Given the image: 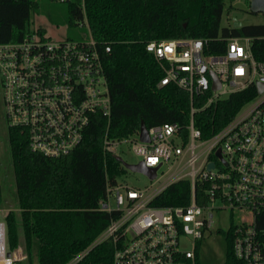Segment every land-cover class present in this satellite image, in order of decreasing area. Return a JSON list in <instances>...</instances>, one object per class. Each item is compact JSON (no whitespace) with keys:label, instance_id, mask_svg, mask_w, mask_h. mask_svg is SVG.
<instances>
[{"label":"built area","instance_id":"1","mask_svg":"<svg viewBox=\"0 0 264 264\" xmlns=\"http://www.w3.org/2000/svg\"><path fill=\"white\" fill-rule=\"evenodd\" d=\"M79 26L88 33L78 38L54 39L32 28L22 40L0 43L6 124L26 132L30 148L48 157L70 154L84 140L94 116L110 117L112 111L102 53L88 20ZM253 41L248 35L228 37L224 53L208 52L207 40L199 37L147 42L146 50L164 72L158 86L174 84L189 93L190 121L185 129L178 123L155 125L149 128L150 141H142L140 132L129 139L105 140L106 149L116 154L130 143L140 161L157 167L155 178L146 174L150 184L130 185L123 178L127 172L108 184L99 201L98 210L117 215L92 245L112 240L113 264H206L200 259L202 240L215 228V213L225 211L230 213L228 228L215 229L227 232L234 256L244 264H264V228L258 225L264 211V87H258L264 84V59L255 56ZM251 86L257 94L204 137L195 114ZM184 179L191 181L187 205L153 204ZM18 248L9 250L5 221L0 220V264L22 258Z\"/></svg>","mask_w":264,"mask_h":264},{"label":"trees","instance_id":"2","mask_svg":"<svg viewBox=\"0 0 264 264\" xmlns=\"http://www.w3.org/2000/svg\"><path fill=\"white\" fill-rule=\"evenodd\" d=\"M62 1L66 14L57 18L50 5L41 7L40 0H0V43L22 40L32 29L35 11L70 27L86 18L102 53L112 111L110 117L94 116L82 143L60 157L33 151L26 132L8 127L20 211L11 209L4 217L7 245L10 251L23 245L31 264L34 257L37 264H69L86 249L75 264H113L112 240L92 244L117 213L97 208L106 197L108 184L116 183L129 169L106 149L105 140L136 137L143 121L148 129L162 123H178L185 129L190 121L189 93L174 84L158 86L164 72L146 50L147 42L199 37L207 40L208 52L224 53L228 37L248 35L254 37L255 56L264 59V22L223 26L226 0ZM247 2L250 6V0ZM35 30L46 33L42 26ZM106 45L111 46L109 52ZM256 94L255 86L230 94L216 106L197 112L196 126L204 137L210 136ZM197 99L196 105L201 106ZM190 200L191 181L184 179L171 184L153 204L184 206ZM2 202L0 177V208ZM258 221L264 228V211ZM221 233L226 239L224 264H244L234 256L227 232Z\"/></svg>","mask_w":264,"mask_h":264},{"label":"rangeland","instance_id":"3","mask_svg":"<svg viewBox=\"0 0 264 264\" xmlns=\"http://www.w3.org/2000/svg\"><path fill=\"white\" fill-rule=\"evenodd\" d=\"M41 7L50 5L49 9L53 12L57 18H63L66 14V3L62 0H40ZM52 2V4H50ZM230 5L234 8L241 9L235 10L230 8ZM250 6L247 0H226V7L222 18V25H232V12L241 11L243 13V22L245 24H257L264 22V13L250 12ZM42 26L45 28L47 34L54 39L65 38H78L82 33H88V29L85 26H69L68 24H57L49 19L45 12H33L31 17L30 27L35 28ZM117 155L121 156L123 160L129 163H137L141 160L132 149L130 143H124L118 148ZM0 177L2 184L3 202L0 208V220H4L6 213L13 209L19 212L17 196H16V183L12 164V154L10 150L8 126L6 124L3 114L2 93H1V74H0ZM126 182L133 186H143L151 183L150 179L145 173L140 171L129 170L125 175ZM230 213L228 211L215 213V225L214 227H221L227 229L230 224ZM213 228L212 233L205 236L202 240L200 247V259L206 264H224L226 258V239L224 233L218 232ZM189 245L191 243L187 241ZM22 249V258L18 259L15 264H31L25 253L23 245H20ZM19 249V248H18ZM18 249H15L18 251ZM33 264H37L36 258L33 259Z\"/></svg>","mask_w":264,"mask_h":264},{"label":"water","instance_id":"4","mask_svg":"<svg viewBox=\"0 0 264 264\" xmlns=\"http://www.w3.org/2000/svg\"><path fill=\"white\" fill-rule=\"evenodd\" d=\"M250 11L254 13L263 12L264 13V0H250ZM243 13L241 11H233L232 12V26L234 28L242 27L245 25L243 22ZM220 86L219 82H216L215 87ZM259 90L261 91L264 87V84H258ZM140 139L142 141H150L149 129L145 125L144 121L141 124L140 129ZM120 161H122L123 165L131 170V171H140L147 174L151 179L155 178L156 176V169L157 167H150L147 166L144 161H140L138 163H129L122 159L121 156H117ZM214 163H211L209 167H213ZM8 255H11V252H8Z\"/></svg>","mask_w":264,"mask_h":264}]
</instances>
